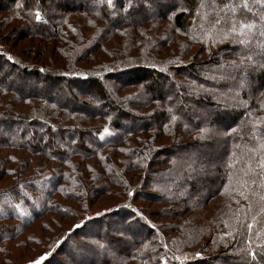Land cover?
<instances>
[{"label":"trees","instance_id":"16d2710c","mask_svg":"<svg viewBox=\"0 0 264 264\" xmlns=\"http://www.w3.org/2000/svg\"><path fill=\"white\" fill-rule=\"evenodd\" d=\"M227 2L0 0V264L51 213L40 264H264V57Z\"/></svg>","mask_w":264,"mask_h":264},{"label":"snow or ice","instance_id":"6c2138e0","mask_svg":"<svg viewBox=\"0 0 264 264\" xmlns=\"http://www.w3.org/2000/svg\"><path fill=\"white\" fill-rule=\"evenodd\" d=\"M103 2V0H101ZM215 3V0H213ZM107 5L112 8L114 7V0H107ZM129 6H131V0H129ZM203 6V5H202ZM35 19L41 20L42 16L39 10L35 13ZM217 26L220 27L221 31L218 33V38L229 39L231 42L238 43L240 45L248 46L251 41H257V51L249 54L247 57L241 59V64H244V60L250 64L255 63L253 56H262L264 57V0H228L227 3L223 5L219 12H216L214 19L211 21V27L216 29ZM225 26L226 30H225ZM9 59H12L9 56ZM172 119L175 120L176 117L172 116ZM206 131L201 129V132ZM107 127L99 133L100 139H104L106 136L111 135ZM264 147V145H262ZM264 164V161H262ZM17 207H19L17 205ZM264 211V209H262ZM23 214V213H21ZM252 225L249 224L248 228L251 230ZM230 234V233H229ZM260 234L257 233V236ZM251 245V241H249ZM253 259H255L256 252L251 249L248 252ZM44 257H40V260H43ZM33 264H40V261L37 260Z\"/></svg>","mask_w":264,"mask_h":264},{"label":"rangeland","instance_id":"374dc122","mask_svg":"<svg viewBox=\"0 0 264 264\" xmlns=\"http://www.w3.org/2000/svg\"><path fill=\"white\" fill-rule=\"evenodd\" d=\"M56 2L57 1H60V0H55ZM28 38H25V39H23L20 43H18L17 45L18 46H20L21 44L23 45V44H27V42H28ZM4 44H7V45H9V42H3ZM0 44V49L2 50L3 49V45L4 44ZM55 52L56 53H58V51L57 50H55ZM6 55L8 56V58H9V56H11V54L8 52V53H6ZM11 60V59H10ZM63 85V84H62ZM64 87V90H65V93L66 94H72V92H71V88H69V86H67V85H65V86H63ZM2 120H4V119H2ZM3 122V121H2ZM3 124V123H2ZM1 124V125H2ZM30 174H32V173H30ZM29 174V175H30ZM70 174V173H69ZM54 199V202H55V204H56V206H58V207H60V208H62V205L65 203L64 202V200H59V201H56L55 199L56 198H53ZM103 201H104V199H103ZM103 201L101 202V204H103ZM113 207V206H117L115 203H113V202H111L110 204H108L106 207H104V208H101V209H103L102 211H99V212H107V210L109 209V207ZM108 208V209H107ZM109 212V211H108ZM98 213V212H97ZM56 214H53V213H51L48 217H46V219H47V221H43L42 223L44 224V226H41L40 228L38 227V226H36V227H34L33 229H32V231H31V233H34L35 231H36V233L38 234V236L40 237V240L42 239V244L41 245H37V246H35L33 249H32V253L31 252H29V256L31 257V258H34L35 256H38L39 255V257H36L37 259L35 260V261H37V260H39L40 261V263H41V261L42 260H40V257H44L45 256V254H46V252L48 251V249L50 248V244L51 243H53L54 241L52 240V235L54 234V229L57 231L58 229H57V227H59V229H62V233H63V231H64V233L66 232V229L65 228H62V226L60 227V226H58L57 224H55V221L53 220L55 217ZM100 215V214H99ZM93 217V216H92ZM88 218H90L89 216H88ZM149 220V222H151L150 221V219H148ZM82 221H85L84 219L82 220ZM62 222H64V220H62ZM116 226H117V228L119 229V230H121V228H119L118 227V219H116ZM100 228H98V227H95V228H93V233H97V231L99 230ZM35 234V233H34ZM36 234V235H37ZM45 236H47V240H46V238H45ZM61 236V235H60ZM38 254V255H37ZM75 257H78V256H76L75 255ZM35 261H30V262H28V263H22V264H33V262H35ZM15 264H16V262H14Z\"/></svg>","mask_w":264,"mask_h":264},{"label":"built area","instance_id":"2783aa9c","mask_svg":"<svg viewBox=\"0 0 264 264\" xmlns=\"http://www.w3.org/2000/svg\"><path fill=\"white\" fill-rule=\"evenodd\" d=\"M102 212H98L96 215H99V214H101ZM95 214H92V215H89V217H92V216H94Z\"/></svg>","mask_w":264,"mask_h":264}]
</instances>
